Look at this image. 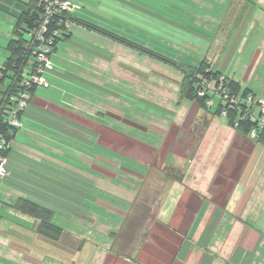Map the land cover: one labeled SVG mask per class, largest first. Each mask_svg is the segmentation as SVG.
Segmentation results:
<instances>
[{"label": "crops", "instance_id": "crops-1", "mask_svg": "<svg viewBox=\"0 0 264 264\" xmlns=\"http://www.w3.org/2000/svg\"><path fill=\"white\" fill-rule=\"evenodd\" d=\"M71 1L76 5L74 23L52 54L49 87L35 90L22 115L23 126L8 145L10 172L0 179V264L53 263L47 247L51 240L38 234V219L19 209L21 199L52 211V220L55 215L73 219L85 231L91 225L90 233L105 244L91 247L92 264H264V144L239 133L229 139L217 133L209 137L208 127L217 120L211 109L201 141L191 149L197 104L184 99V109L160 107L147 96V78L132 77L153 68L145 75L162 79L173 69L197 67L205 60L241 89L264 98V32L249 57L238 58L246 33H257L264 22V0H243L237 16L226 15L210 32L204 24L212 19L208 12L215 0H174L177 4L166 2L158 9L136 0ZM14 2L19 15L28 0ZM85 7L102 14L94 18ZM181 7L188 17L178 14ZM76 20L144 48L141 30L171 27L189 36L182 43L195 54L170 70ZM196 40L207 48L193 45ZM240 71L250 79L245 87L237 80ZM176 75L170 81L180 92L182 74ZM150 108L163 114H151ZM129 129L145 134L138 137ZM174 156L179 160L175 165L170 162ZM150 201L152 211L139 213ZM138 214L146 221L136 219ZM132 218L131 233L124 234ZM59 228L62 234L54 243L61 244L65 233ZM23 236L32 242L30 249ZM35 246L50 253L39 260ZM119 247H124L122 258L116 253ZM82 248L68 247L76 252ZM64 253L66 260L68 251Z\"/></svg>", "mask_w": 264, "mask_h": 264}, {"label": "trees", "instance_id": "trees-1", "mask_svg": "<svg viewBox=\"0 0 264 264\" xmlns=\"http://www.w3.org/2000/svg\"><path fill=\"white\" fill-rule=\"evenodd\" d=\"M52 1L53 0H28L25 10L19 13L16 18V22L12 31L13 37L6 45L7 56L0 67V156L5 158L7 163L9 156V142L13 138L14 134L22 128L23 124L21 118L27 110L24 109L22 111L15 112L17 102L16 99H18L23 92L29 91V89L25 88L21 84L28 76L27 63L32 61L29 51L26 50V44L28 43L27 34L37 27L40 19L44 18V8ZM74 12L75 10L73 12L59 13L58 15L53 16L50 20L47 32L52 34L53 31H57L58 33L57 36H52L53 43L50 58H52V54L55 51L58 41L65 36L69 25L74 23L72 16ZM75 22H79L89 29L101 32L104 35L117 40L132 49H135L138 52L146 54L150 58L160 60L165 64L175 65V63L170 59L150 49L144 48L85 22H80L77 20ZM179 70L182 74V79L180 82V96L182 99H187L197 104L199 109L195 118L196 121L201 116H207L211 109H213V115H220L221 112L225 110L229 126L234 128V123L238 119L240 124L238 125L236 131L240 135L248 137L249 131L251 129H257L258 133L253 142L261 145L264 144V129L259 123H256V121L252 119L250 114H246L247 110L250 111L253 109L254 117L257 119L262 117L264 120V112L261 113L259 108L254 109V106L247 107L244 103V100H246L247 97H252L255 100L257 99L251 91L248 89H241L237 82L230 79L221 72L211 69L210 65L205 60H203L197 67H179ZM207 84H209L214 89H218L220 94L224 93L229 97H235L236 99L240 100L238 105L232 109H229V106H225L227 104L222 105V98L218 97L217 95L213 96V94L210 93V90L206 89ZM37 89L42 88H33V91L30 90L31 96ZM200 93L203 95H199ZM10 97H12L15 102L10 103L8 101ZM209 101L212 102V106L210 108L207 107V103ZM31 102L32 100L28 102V108L30 107ZM256 102V105H258V100H256ZM14 112L16 113L15 116L17 120H19L22 125L21 128L14 127L9 123ZM202 124L203 125L202 128H200V132L198 131L199 124H196L195 121L191 127V131L195 134L194 144L192 146L193 150L197 148V144L199 143L198 139L205 131L207 119L204 118ZM7 170L10 172L9 166H7ZM18 207L21 211L34 216L40 221L38 227L39 235L51 240L52 242H57L60 239L62 230L52 223V211L26 199L19 200Z\"/></svg>", "mask_w": 264, "mask_h": 264}, {"label": "rangeland", "instance_id": "rangeland-1", "mask_svg": "<svg viewBox=\"0 0 264 264\" xmlns=\"http://www.w3.org/2000/svg\"><path fill=\"white\" fill-rule=\"evenodd\" d=\"M137 1L140 5L143 4L144 6H148L149 8H157V9L159 8V6H160V8L167 6L168 2H170L169 3L170 5L177 4L174 2V0H136L134 2H137ZM242 1L243 0H241V1H239V0H232V1L231 0H215V3H210V6H211L210 10L211 11L208 12V14H209L208 17H212V19L208 18L207 22H205L204 26H207V29H208L206 31L207 32H210L212 30L214 31V27L218 26V24L223 21V19L226 17V15L229 18L232 16H234V17L237 16L240 13L239 11L242 9V8H239V6L242 4ZM250 1L252 2V0H249V2ZM162 2H165V4ZM166 2H167V4H166ZM12 3H14V4H12ZM72 3L74 4V2H72ZM223 4H226V6L225 7L222 6ZM248 5L251 6L252 4L248 3ZM15 8H16V5H15L14 0H0V67L2 66V64H3V62L7 56L6 45H7L8 41L13 37L12 31H13V27H14L15 22H16V18L18 16ZM85 8H86L85 10L89 11L87 13V15H89L91 13V14H93L92 17H94V18H96L97 15L102 14V12H100L99 10L95 9L94 11H92L91 8H88V7H85ZM170 8L171 7L169 6V9ZM184 9H186V8L185 7L179 8V10H181L182 12H179L178 14L186 15V17H188L189 13L184 12ZM258 9L263 10L262 7H259ZM103 14L105 15L104 12H103ZM108 14H110V13L108 12ZM181 22H183V21H181ZM187 23L188 22L186 20V24ZM259 27H261V28L258 29L257 33H255L257 31V29H254L250 33H246V37H245L246 40L244 39L245 45L243 47V52L241 53V56L238 57L239 60L244 59V56L246 59L249 57V53H251L255 47L254 44H255L256 38L258 36L260 37L261 33L264 32V22L262 21V19H261V23L259 24ZM161 34H164V35H161ZM139 35L142 38H144V41H145V44H143L144 46H146L150 50H153L156 53H159L160 55H162L166 58L171 59L172 62L175 63L176 66L172 65V64L171 65L166 64L169 66H165V67L169 68L170 70L172 69V67H177V65L179 64L177 62H184V61L186 62V61H188L186 59L189 56H193L195 54V53H193L192 50H190V48H187L188 44L182 43V42H185L187 40V38H189V36L186 33H184L183 31H179V33H178V31L172 29L171 27L164 26L162 29H160V28H149L147 30H143V31L141 30V32H139ZM158 35L165 36L166 38L159 37ZM175 39L179 40L180 42L175 41ZM194 44L199 45V46L202 45L203 47H205V49L207 48L206 44H198L197 40H196V43L195 42L193 43V45ZM187 55H189V56H187ZM50 60H51L52 67H53L52 58H50ZM194 62H196V61H194ZM148 70H150V72H151V70H153V68H149V69H147V71ZM167 70H165V71H167ZM50 71L51 70H47L46 73L48 74ZM171 71H175V72L168 73V75L164 76V78H162V79L153 77L150 72H149L150 74H147V75H145L146 72H142V74L140 72H137V73L134 72L135 75H133L132 77H133V79L135 78V79H140V80H141V78H147V80L149 82V85L146 87L147 89H149V92H147V96L150 95L152 100L154 102H156L160 107H163V108L169 107L170 108V107H174V105H175V106H178L180 109H184L188 105L185 102H182V100L184 101V99H182L180 96L179 88L177 89V86L172 84L170 81V80H173L175 77H177L176 72L178 74V73H180V70L176 71L175 69H173ZM47 74H46V79H47ZM243 74H244L243 71H240V73H238L237 80L239 82H242L244 84L243 86L245 87L246 84L250 83V81H249L250 79L248 81H246L245 75L243 76ZM168 78H170V79H168ZM47 82H48V79H47ZM131 95H134V93L133 94L130 93V96ZM213 96H215V95H213ZM31 97H32L31 98V100H32L33 95ZM221 103H222V105L227 104L225 106H229V109H232L230 107L228 101H226L224 98H222ZM161 104H166L167 106H161ZM211 106H212V102H211V105L207 104V107L210 108ZM225 106H223V107H225ZM26 109H28V105L25 107V110ZM152 111L154 113H156V115L160 113L159 116H161V114H163L162 111L160 110V108L147 109V112H149L151 114H152ZM222 112H224L225 115H222ZM222 112L220 115H215L217 120L216 121L214 120L211 123L210 127H208L207 131L210 134L209 137H212V135H213L212 133H217V134H219V137L229 139L228 137L231 134H233V137H234L238 133L236 131L238 126L236 128H232L231 126H229L228 120L226 118L227 115H226L225 110H223ZM197 114H198V112H197ZM197 114H196V116H197ZM210 115L211 114L209 112L207 114V116H205V117L201 116L198 118L197 121L195 120L196 124H199V127H198L199 132L201 130L200 128H202V125H203L202 123H203L204 118L207 119V124H206V128H207V126L209 124V120H210V118H209ZM166 117H168V116H166ZM132 118H134V117H132ZM128 131L133 135H138V137H142L145 134V133L139 132V131L134 130V129H129ZM203 134H202V136H203ZM148 135L151 136V134H149V133H148ZM148 135L146 137L145 136L144 137L148 138ZM247 138L249 140L253 141L249 136ZM148 139H150V138H148ZM200 141H201V137L198 139V142H200ZM198 145H199V143L197 144V147H198ZM7 166H8V163H7ZM191 173H192V170H191ZM152 206H153V203L151 201L147 202V203L143 204L138 209V211H139V213H143V214H145L147 212H151L152 208H153ZM140 215L141 214H138V217L136 219H140L139 217L142 216V215L141 216ZM141 218H143V217H141ZM136 219L132 218L130 220L131 222H130L128 228H126L127 231L124 232V234H130L131 233V230H132L133 226L135 225ZM146 219L143 218L142 221L145 222ZM102 222L103 221L99 220L98 225L101 224ZM52 223L61 227L64 230L63 232L65 233V236H63V238L61 240V242L62 241L63 242L61 244H58V243H54V242L47 240V242L50 243L47 247H50L51 253H50V251H47V250L45 251L44 248H42V247L35 246V250H32V251L34 252V254L36 256L40 257L39 260H42L41 258H43L42 257L43 254H45L47 256V253L48 254L50 253V257H52V260H53L52 264H54V261H56L57 264H92V261H96L94 258V255H93L95 249L93 250L91 247H96V246L100 247L101 244H104V240L101 241L102 243L100 244L98 242V240H100V237L96 236L95 234L90 233L91 231H90L89 227L91 228L92 227L91 225H87L88 227H87V230L85 231L86 228L81 223H79L78 221H75L73 219H66V218H64V216L62 217L59 215L54 216ZM138 223H140V222H138ZM135 228H136V226H135ZM123 235H122V238H124ZM72 236L75 238L77 237V238L84 240V241L82 242V241L75 240L74 238H72ZM9 237H14V236L12 234H10ZM18 238L20 239V237H18ZM21 239L23 240V243H25V245H24L25 247H27L29 249H30V247H32L31 245L30 246L27 245L29 243L30 244L32 243V242L28 241L27 236H25V237L23 236V237H21ZM29 239L32 240V237L30 236ZM11 241H14V239L12 238ZM122 241L124 243V239H122L120 241V246H122V244H123ZM16 242H17V244L19 243V241H16ZM68 247H83V248H82V251L79 250L78 252H76V251H72L71 249H68ZM44 251L46 253H44ZM65 251H68V255H67L66 260H64L65 259V253H64ZM96 253H97V251H96ZM116 253L119 256V258L124 257V247H119L117 249ZM128 253L130 254V257H131L132 254L130 252H128ZM31 255H32V253H31Z\"/></svg>", "mask_w": 264, "mask_h": 264}, {"label": "built area", "instance_id": "built-area-1", "mask_svg": "<svg viewBox=\"0 0 264 264\" xmlns=\"http://www.w3.org/2000/svg\"><path fill=\"white\" fill-rule=\"evenodd\" d=\"M76 9V5L73 4L70 0H53L47 6L44 8L45 16L43 19H40L37 27L33 30H31L30 33L27 34L28 43L26 44V50L29 51L32 61H29L27 63V72L28 76L23 81L22 86L29 89L28 92H23L16 102V108L15 112L22 111L25 109V107L28 105V102L31 101V93L30 90L33 88H42L46 89L49 87V83L46 79V72L47 70L52 69V63L50 60L51 55V49H52V43H53V37L57 36V31H53L52 34L47 32L48 24L53 16L58 15L62 12H73ZM208 86V87H207ZM206 89L210 90V93L213 95H217L218 97L224 98L226 101H228L231 108L238 105L239 101L235 97H229L228 95L224 93H219L218 89L212 88L209 84L206 85ZM199 95H203L200 93ZM256 100H258V105ZM253 99L252 97H247L246 100H244L245 105L248 106H254L255 108H259L260 112H264V98H257ZM10 103L15 102V100L10 97L8 100ZM207 104L211 105V101H209ZM14 112L13 116L11 117L9 123L10 125L21 128V123L16 118V113ZM246 114L252 116V119L256 121V123H259L261 127L264 129V120L262 117L256 118L253 114L252 110H247ZM222 115H225L224 112H222ZM241 118V117H240ZM241 120V119H240ZM240 121H235L234 128L238 126ZM258 133L257 129H251L249 131L248 136L254 140L256 138V135ZM1 150V145H0ZM9 174L7 170V160L0 156V178L6 177Z\"/></svg>", "mask_w": 264, "mask_h": 264}, {"label": "water", "instance_id": "water-1", "mask_svg": "<svg viewBox=\"0 0 264 264\" xmlns=\"http://www.w3.org/2000/svg\"><path fill=\"white\" fill-rule=\"evenodd\" d=\"M192 154L193 153H191L189 155H186V160L184 162V165L182 166L183 169H185L188 166V164H189V161L188 160L192 157Z\"/></svg>", "mask_w": 264, "mask_h": 264}, {"label": "flooded vegetation", "instance_id": "flooded-vegetation-1", "mask_svg": "<svg viewBox=\"0 0 264 264\" xmlns=\"http://www.w3.org/2000/svg\"><path fill=\"white\" fill-rule=\"evenodd\" d=\"M184 159H185V158H184ZM184 159H180V160H181V163H182V160H184ZM170 162H171V164L175 165V164H177V162H179V160L177 161V157L174 156V158L170 159ZM183 162H185V160H184ZM172 169H173V168H172ZM174 170H175V169H173V171H174Z\"/></svg>", "mask_w": 264, "mask_h": 264}]
</instances>
